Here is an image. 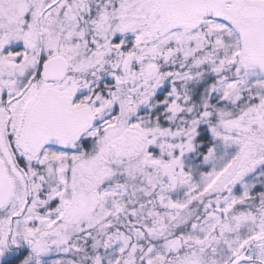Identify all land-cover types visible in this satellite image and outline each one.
<instances>
[{
    "label": "snow or ice",
    "instance_id": "6c2138e0",
    "mask_svg": "<svg viewBox=\"0 0 264 264\" xmlns=\"http://www.w3.org/2000/svg\"><path fill=\"white\" fill-rule=\"evenodd\" d=\"M0 264H264V0H0Z\"/></svg>",
    "mask_w": 264,
    "mask_h": 264
}]
</instances>
